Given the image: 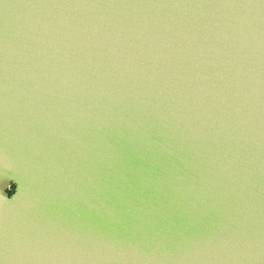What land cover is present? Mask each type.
Returning a JSON list of instances; mask_svg holds the SVG:
<instances>
[{
	"label": "water",
	"instance_id": "1",
	"mask_svg": "<svg viewBox=\"0 0 264 264\" xmlns=\"http://www.w3.org/2000/svg\"><path fill=\"white\" fill-rule=\"evenodd\" d=\"M0 264H264V0H0Z\"/></svg>",
	"mask_w": 264,
	"mask_h": 264
}]
</instances>
